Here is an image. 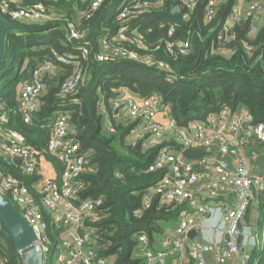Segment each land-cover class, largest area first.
Listing matches in <instances>:
<instances>
[{
  "label": "trees",
  "instance_id": "1",
  "mask_svg": "<svg viewBox=\"0 0 264 264\" xmlns=\"http://www.w3.org/2000/svg\"><path fill=\"white\" fill-rule=\"evenodd\" d=\"M142 1L148 3L144 12L131 13L126 20H120L118 12L126 4L125 0H104L89 19L82 11L90 0H32L45 3L55 15L66 20L22 22L29 31L8 29L0 61V101L7 112L6 127L22 133L27 143L43 151V160L59 175L57 181L63 165L44 150L57 113L62 110L69 113L70 136L79 143V151L87 155L85 169L76 181L80 183L77 197L102 198L93 236L97 254L111 258L114 264H145L138 237L145 234L152 243L165 227L177 223L184 208L182 204L161 203L154 194L149 207L142 209L144 192L163 172L147 171L158 147H144L142 139L133 140L138 120L114 117L111 101L121 89L136 96L157 94L178 126H187L193 120L204 121L224 105L232 110L246 109L253 123H264V23L251 35V19H242L232 27L231 37L224 40L219 39V33L233 0H224L210 23L204 22L207 0H198L191 10H175L181 0ZM69 22L86 34L89 54L83 56L76 49V42L64 43ZM123 25L127 26L123 31L126 39L120 40ZM171 26L174 30L169 34ZM178 40L190 44L188 54H175L166 49L167 41ZM103 41L109 42L110 47L104 49ZM118 42L121 48L150 55L166 67L124 57L108 61L97 58L101 53H112ZM221 47L228 51L220 52ZM53 50L68 57L69 62L60 61ZM46 61L54 63L56 72L31 122L25 123L16 111L18 85ZM75 71H80L79 101L62 107L60 85ZM100 103L105 114L98 110ZM173 145L179 149L177 143ZM257 150L260 164L264 165V143ZM0 169L30 188L39 178L35 173H24L2 153ZM4 196L9 199L8 195ZM257 211L256 228L260 232L264 223L263 193L257 196ZM245 216L248 219L247 213ZM1 225L0 264H24L9 232ZM50 229L48 237L54 252L60 231ZM255 256L259 257L257 264H264V249L257 255L253 251L252 257Z\"/></svg>",
  "mask_w": 264,
  "mask_h": 264
},
{
  "label": "built area",
  "instance_id": "2",
  "mask_svg": "<svg viewBox=\"0 0 264 264\" xmlns=\"http://www.w3.org/2000/svg\"><path fill=\"white\" fill-rule=\"evenodd\" d=\"M223 1L207 0L205 23L213 21ZM103 2L90 0L82 15L86 19L91 18ZM197 2L181 0L178 9L191 10ZM147 7L146 1L129 0L122 5L118 19L126 20L131 13L140 14ZM0 13L7 20L19 23L66 20L55 15V11L45 3L32 0H0ZM246 18L251 19L252 25L263 20L264 0H233L221 25L219 39H229L232 27ZM126 29L125 25L121 27L120 40L126 39L123 33ZM173 30L174 26H171L169 34ZM63 41L76 42V49L83 56L90 52L86 34L71 22L66 25ZM244 45L248 47L246 43ZM103 46L107 49L110 43L103 41ZM165 47L175 54L190 52V44L183 40L167 41ZM227 51L220 48L222 53ZM52 53L60 61L69 62L68 57L58 55L54 50ZM114 57L166 67L150 55H139L136 51L121 48L120 42L112 53H101L97 58L108 61ZM55 72L54 63L46 61L32 71L28 80L18 85L16 111L25 123L31 122ZM79 79L80 71H75L61 83L60 106L66 107L79 101ZM111 108L114 117L138 120L142 130H138L139 127L133 131L134 141L142 139L144 147H158L147 171H162L163 174L144 192L142 209L149 207L154 194L161 203L184 205L177 223L165 227L160 234L157 247L145 234L138 237V248L142 251L145 264H167L169 256H174V264H251L252 261L257 264L259 257L253 258L252 252L255 251L256 255L263 252L264 223L259 232L257 228L245 226L244 218L251 203L257 201L259 194H264V172L256 171L253 164L260 154L257 146L264 143V123H253L252 115L246 109L232 110L224 105L204 121L193 120L187 126H178L160 96H136L126 89L111 101ZM98 110L106 113L102 103L98 105ZM69 118L66 110L57 113L44 150L63 165L57 181L43 172V151L27 143L22 133L6 127L8 117L0 101V153L20 159L24 173L39 175L31 189L0 169V192L9 196L7 199L31 226L35 242L43 253V264H114L111 258L97 254L93 236L96 231L93 225L99 219L97 210L103 202L102 198L77 197L80 183L76 181L85 169L87 155L79 151V143L70 136ZM174 143L179 145V149L174 148ZM187 148L203 150L204 153L198 158H187L182 153ZM212 216L216 217L214 222L206 225ZM50 228L60 231L54 252H51L48 237ZM1 230L0 223V241ZM192 230L196 234L190 238ZM209 253L213 254L212 259Z\"/></svg>",
  "mask_w": 264,
  "mask_h": 264
},
{
  "label": "water",
  "instance_id": "3",
  "mask_svg": "<svg viewBox=\"0 0 264 264\" xmlns=\"http://www.w3.org/2000/svg\"><path fill=\"white\" fill-rule=\"evenodd\" d=\"M178 10V6L175 8ZM32 22H42L33 20ZM8 29H17L21 31H29V28L24 23L13 22L7 20L0 13V61L4 51V39ZM43 28L42 30H47ZM51 83H49L50 85ZM183 155L187 158H198L204 151L198 149H184ZM20 163V159H14ZM0 221L9 232L10 238L15 244L24 264H43V253L35 242L36 236L31 226L27 222L24 215L19 209L13 205L1 192H0ZM196 234L195 230L189 232V237ZM142 247V243L139 244Z\"/></svg>",
  "mask_w": 264,
  "mask_h": 264
},
{
  "label": "crops",
  "instance_id": "4",
  "mask_svg": "<svg viewBox=\"0 0 264 264\" xmlns=\"http://www.w3.org/2000/svg\"><path fill=\"white\" fill-rule=\"evenodd\" d=\"M264 20V19H263ZM258 21L256 22V25L262 24V22L264 23V21ZM123 90V89H121ZM125 90V89H124ZM7 115V112H5ZM163 120V118H161ZM139 124L137 126V128H139ZM138 130H142L141 127ZM8 159L12 162V163H16L21 167V162L17 163L16 161H14V159L9 158ZM43 164V172L46 173L48 176L56 178L59 177L58 173L52 168V165H50L48 162L46 161H42ZM254 205V207L252 206ZM247 214H248V219H246V216L244 218V225L245 226H249L251 229H256L257 226V220H258V211H257V201L251 203L249 209L247 210ZM214 216H212L208 221H206V225H209L212 223V221L214 222ZM159 239H160V235L155 237V240L152 241L153 246L157 247L159 245ZM209 258L212 259L213 258V254L209 253ZM174 260V256H169V258L167 259V264H174L173 263Z\"/></svg>",
  "mask_w": 264,
  "mask_h": 264
},
{
  "label": "rangeland",
  "instance_id": "5",
  "mask_svg": "<svg viewBox=\"0 0 264 264\" xmlns=\"http://www.w3.org/2000/svg\"><path fill=\"white\" fill-rule=\"evenodd\" d=\"M128 1V0H125V2ZM263 24V22H262ZM262 24H259V25H256V23H253L252 25V31L253 33L257 31V29L262 25ZM18 89V88H17ZM254 166H255V170L256 171H262L264 172V165L260 164V159L257 158V160H254L253 162ZM254 207V205H252Z\"/></svg>",
  "mask_w": 264,
  "mask_h": 264
}]
</instances>
